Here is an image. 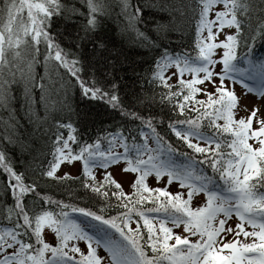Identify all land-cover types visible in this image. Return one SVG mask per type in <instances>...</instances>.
<instances>
[{"label": "snow or ice", "instance_id": "6c2138e0", "mask_svg": "<svg viewBox=\"0 0 264 264\" xmlns=\"http://www.w3.org/2000/svg\"><path fill=\"white\" fill-rule=\"evenodd\" d=\"M258 40L264 0H0V264H264Z\"/></svg>", "mask_w": 264, "mask_h": 264}, {"label": "trees", "instance_id": "16d2710c", "mask_svg": "<svg viewBox=\"0 0 264 264\" xmlns=\"http://www.w3.org/2000/svg\"><path fill=\"white\" fill-rule=\"evenodd\" d=\"M112 29L115 28V25L111 26ZM111 34L119 41L120 37L116 35L115 31H111ZM125 48L126 50L129 52V54L132 56V58H135V56L138 53H141L143 50L139 49L138 47H135L134 45H132L130 42H125ZM253 55L255 57H264V41L258 40L254 47H253ZM138 71H143V67H139L137 69ZM125 72H127V68H125L124 70ZM135 79L134 76L131 75L130 72H128L125 76H124V80L127 83L128 87H132V81ZM78 101V97L76 98Z\"/></svg>", "mask_w": 264, "mask_h": 264}, {"label": "rangeland", "instance_id": "374dc122", "mask_svg": "<svg viewBox=\"0 0 264 264\" xmlns=\"http://www.w3.org/2000/svg\"><path fill=\"white\" fill-rule=\"evenodd\" d=\"M237 91H238V92L240 91L239 85H237ZM243 102H246V103H248L249 105H252V104H258V103H260L261 101H260V99H259L258 97H256L254 94H250L249 96H247V97L245 98L244 101H242V103H243ZM125 190H127V185H125Z\"/></svg>", "mask_w": 264, "mask_h": 264}]
</instances>
